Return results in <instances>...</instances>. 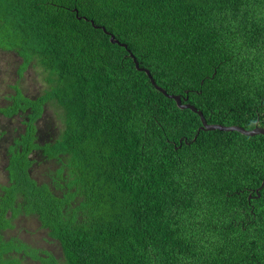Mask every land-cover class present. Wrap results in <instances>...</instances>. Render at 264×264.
I'll list each match as a JSON object with an SVG mask.
<instances>
[{
	"label": "trees",
	"instance_id": "obj_1",
	"mask_svg": "<svg viewBox=\"0 0 264 264\" xmlns=\"http://www.w3.org/2000/svg\"><path fill=\"white\" fill-rule=\"evenodd\" d=\"M0 51L45 86L0 108V264H264V136L170 98L264 128V0H0Z\"/></svg>",
	"mask_w": 264,
	"mask_h": 264
},
{
	"label": "rangeland",
	"instance_id": "obj_2",
	"mask_svg": "<svg viewBox=\"0 0 264 264\" xmlns=\"http://www.w3.org/2000/svg\"><path fill=\"white\" fill-rule=\"evenodd\" d=\"M19 63L20 59L16 53L0 51V108L6 107L8 103L11 104V100L7 99L16 95V90L13 88L15 85L19 86L26 96L31 98H35L42 94L45 89V86L42 85L44 81L42 80V76L39 75V70L30 67L25 72L24 78H22L18 73ZM28 111L29 110L25 111L23 114H19L21 118H10L0 113V124L5 130L14 133L16 127H24L22 121L26 119L28 114L26 112ZM1 146L2 143L0 144V156L2 157L3 150ZM1 167L2 165L0 164V183L1 186H5L9 183V178ZM44 170L45 167L42 165L41 167H38V165H36V168L34 167V171L37 173L36 175L42 174ZM43 176L39 175L41 178ZM43 179L45 180V177ZM1 193L2 189L0 188V196L4 195ZM39 225L40 224L35 216H31V218L28 217V221L23 218V222H21V224L17 226L18 228H16V231L14 230L13 232L18 235L23 234L24 231L19 227L25 226L28 228V231H32L29 236L27 235V239H30L34 244V247L39 246L40 248L49 251L57 258H61L62 252L59 244L55 241H51V238Z\"/></svg>",
	"mask_w": 264,
	"mask_h": 264
},
{
	"label": "water",
	"instance_id": "obj_3",
	"mask_svg": "<svg viewBox=\"0 0 264 264\" xmlns=\"http://www.w3.org/2000/svg\"><path fill=\"white\" fill-rule=\"evenodd\" d=\"M104 30H105V28H104ZM111 41L113 43L120 44V42L117 41L114 36H111ZM121 45H123V44H121ZM123 46L126 47V45H123ZM137 66L139 67L138 63H137ZM144 71L152 78L151 73H150V71L148 69H144ZM152 82L154 83V85L156 86V88L158 90H160L164 94H166V91L163 88H161V87L156 85V83L153 80V78H152ZM170 98H173L177 102V105H178L179 108H181V109H190L193 112L197 113L201 117L202 125L199 128V131H201V130H209V131L221 130V131H227V132L236 131V132H239V133L247 135V136H256V135H260V134L264 136V128L263 127H256L253 130H247V129H245V128L241 127V126H237V125L226 126V125H222V124H210L205 119L203 113L201 111H199L194 105L183 104L182 100H181V96L173 95V96H170ZM262 189H264V182L262 183L261 187L257 190V193H259V191L262 190ZM258 196H260V194H258Z\"/></svg>",
	"mask_w": 264,
	"mask_h": 264
},
{
	"label": "flooded vegetation",
	"instance_id": "obj_4",
	"mask_svg": "<svg viewBox=\"0 0 264 264\" xmlns=\"http://www.w3.org/2000/svg\"><path fill=\"white\" fill-rule=\"evenodd\" d=\"M2 150H3V154H5V151H6V150H5L4 148H2ZM0 164L2 165L1 168H2V170H3V168H4L5 166L2 164L1 157H0ZM1 194H2V193H1Z\"/></svg>",
	"mask_w": 264,
	"mask_h": 264
}]
</instances>
